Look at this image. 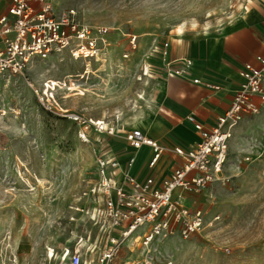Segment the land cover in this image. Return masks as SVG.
<instances>
[{
  "label": "rangeland",
  "instance_id": "374dc122",
  "mask_svg": "<svg viewBox=\"0 0 264 264\" xmlns=\"http://www.w3.org/2000/svg\"><path fill=\"white\" fill-rule=\"evenodd\" d=\"M49 1L55 11L72 9L81 23L111 32L95 60L33 59L22 75L0 77V264H63L65 251L74 249L90 260L104 244L92 216L100 199L90 190L99 182L96 160L112 156L110 140L93 134L81 140L78 127L42 107L27 82L38 94L54 82L57 110L125 131L128 122L142 120L152 98L156 44L174 34L218 30L246 0ZM128 34L137 36L134 52ZM143 48L148 53L141 58ZM192 200L208 220L218 215L219 221L188 240L156 238L148 254L131 241L117 264L147 258L151 264H264V111L238 122L219 181Z\"/></svg>",
  "mask_w": 264,
  "mask_h": 264
},
{
  "label": "built area",
  "instance_id": "2783aa9c",
  "mask_svg": "<svg viewBox=\"0 0 264 264\" xmlns=\"http://www.w3.org/2000/svg\"><path fill=\"white\" fill-rule=\"evenodd\" d=\"M110 32L104 27L81 23L72 9L55 11L49 0H11L6 13L0 14V77L22 75L33 59H61L67 55L73 60H94L105 47ZM126 38L129 52H134L138 46L137 36L128 34ZM169 47V42L164 40L152 50L163 63L158 70L167 77L182 78L192 63L188 59L170 60ZM123 57L127 58L128 54ZM256 61L257 68L244 64L240 71L243 83L214 126L204 127L188 117L199 133V141L189 149L174 147L171 150L180 162L159 183L152 176L138 181L127 173L119 179L120 167L115 157L96 160L99 182L90 192L99 196L101 206L93 210L92 216L96 217L104 244L90 260L85 259L79 249L66 250L61 259L63 264H117L125 241L143 226L146 230L137 235L138 242L147 248L156 238L188 240L219 221L218 215L208 220L205 212L188 197L200 195L219 181L228 142L238 122L264 111V59L257 57ZM142 74L147 73L144 70ZM27 84L49 113L78 127V137L84 142L91 134L107 139L119 136L120 127L114 122L57 110L54 82H46L40 94L31 83ZM122 137L131 148L151 149L148 163L151 170L168 152L136 129L122 133ZM142 264L151 263L147 258Z\"/></svg>",
  "mask_w": 264,
  "mask_h": 264
},
{
  "label": "crops",
  "instance_id": "0c3cea01",
  "mask_svg": "<svg viewBox=\"0 0 264 264\" xmlns=\"http://www.w3.org/2000/svg\"><path fill=\"white\" fill-rule=\"evenodd\" d=\"M10 2L0 0V14L6 13ZM166 41L170 46L169 59H188L191 67L182 78L167 77L158 70L163 63L157 55L150 62L154 73L152 98L144 108L142 120L136 124L133 120L128 122L125 131L122 129L118 137L109 139L110 156L117 159L120 167L119 179L127 173L138 181L152 176L159 183L180 162L171 150L189 149L199 141V133L188 117L204 127L214 126L243 83L240 71L244 64L257 68L256 58L264 59V0H246L234 18L218 30L206 34L189 32L182 38L174 34ZM147 51L142 49L141 58ZM132 129L168 149L152 170L148 166L151 149L131 148L122 137V133ZM188 199L192 200V196Z\"/></svg>",
  "mask_w": 264,
  "mask_h": 264
},
{
  "label": "bare ground",
  "instance_id": "6f19581e",
  "mask_svg": "<svg viewBox=\"0 0 264 264\" xmlns=\"http://www.w3.org/2000/svg\"><path fill=\"white\" fill-rule=\"evenodd\" d=\"M180 37V36H179ZM105 47H106V45H105ZM105 47L101 50V54L104 52V50H105ZM98 57V56H97ZM96 57V58H97ZM95 58V59H96ZM94 59V60H95ZM117 137V136H116ZM134 242V243H137L138 242V236L137 235H135V234H132L131 236H129V238L125 241V246H127V243L129 244L130 242ZM144 252H147V253H149V250L148 249H146ZM50 255H51V253H50Z\"/></svg>",
  "mask_w": 264,
  "mask_h": 264
}]
</instances>
